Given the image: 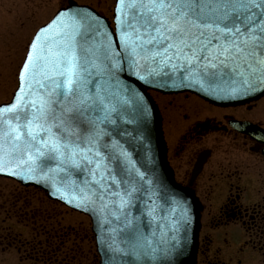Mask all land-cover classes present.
<instances>
[{
    "label": "snow or ice",
    "instance_id": "1",
    "mask_svg": "<svg viewBox=\"0 0 264 264\" xmlns=\"http://www.w3.org/2000/svg\"><path fill=\"white\" fill-rule=\"evenodd\" d=\"M113 20L69 4L33 31L0 103V176L93 216L107 264H174L190 217L136 147L149 108L131 81L264 96V0H115Z\"/></svg>",
    "mask_w": 264,
    "mask_h": 264
},
{
    "label": "rangeland",
    "instance_id": "2",
    "mask_svg": "<svg viewBox=\"0 0 264 264\" xmlns=\"http://www.w3.org/2000/svg\"><path fill=\"white\" fill-rule=\"evenodd\" d=\"M84 1L91 3L92 7L104 14L105 17H110L108 11L112 6V0ZM65 2L66 0H0V103L8 101L15 89V64L22 57L27 40L33 31L47 22L59 7L64 6ZM5 52L11 56L13 63H9L4 58L3 54ZM153 97L160 106L164 117L169 160L171 166L175 169L176 178L179 180L183 172L184 156L189 155L191 150L187 148L185 155H183V136L188 134V126L194 118L203 119L212 115L216 117H212L215 120L222 121L221 117H218L221 114L192 97L183 99L181 96L170 98ZM239 112L241 111L235 112V114ZM258 112L264 116L262 110L258 109ZM181 115H183V119ZM202 139H204L203 147L204 145H210V135L203 136ZM208 167L209 164L205 167V170ZM31 192L21 189L13 182L0 180V229L11 230L15 234L22 236L21 241L28 240L30 242L29 235L32 232L47 230V226L40 224L39 218L42 216V211L50 210L52 215L62 220L57 223L55 228L57 230L63 229L64 232L60 233L61 238L54 240L62 248L58 254L60 260L66 258L69 261V259L73 258L74 262L78 259L82 264H96L94 244L91 242L88 220L57 205L49 204L45 201L42 194L36 190ZM223 194L224 191L217 188L203 192L205 209L203 214L204 231H206L209 218H211L210 215H213L216 203ZM258 194L255 190L247 192V195H250L253 200L258 198ZM262 195L263 192L260 197ZM79 236L80 238L77 239ZM74 239H76V245L78 246L72 244ZM38 241L40 240L38 239ZM69 243H71L70 248L68 247ZM17 251V249L14 250L13 248L10 256H0V260L6 256V263L16 264L21 261V258L24 261L27 258H32L25 257V255L17 253Z\"/></svg>",
    "mask_w": 264,
    "mask_h": 264
},
{
    "label": "flooded vegetation",
    "instance_id": "3",
    "mask_svg": "<svg viewBox=\"0 0 264 264\" xmlns=\"http://www.w3.org/2000/svg\"><path fill=\"white\" fill-rule=\"evenodd\" d=\"M254 108L256 105L243 108L242 115L226 113L223 117L229 119L232 116L237 121L264 129V116L260 112L252 113ZM220 132L209 139L210 145L203 147L202 134L195 128V123L190 126L188 134L183 136V155L187 148L191 150L184 156L181 182L184 186L189 185L195 160L199 152L207 148L210 151L209 167L190 183V188L200 200L204 199L205 191L214 188L225 191L223 200L210 215L216 234L214 242L228 246L235 234L242 233L244 247L236 251L224 248L227 252L219 260L213 253L212 262L208 258L210 254L202 251L200 264H264V199L252 202L246 198V191H264V159L261 156L264 146L227 127ZM235 228L241 231L227 232ZM5 244L6 240H0L2 253L8 249Z\"/></svg>",
    "mask_w": 264,
    "mask_h": 264
},
{
    "label": "water",
    "instance_id": "4",
    "mask_svg": "<svg viewBox=\"0 0 264 264\" xmlns=\"http://www.w3.org/2000/svg\"><path fill=\"white\" fill-rule=\"evenodd\" d=\"M132 83L136 84V86L142 90L141 84L131 81ZM157 86V85H156ZM160 87L161 92H172V91H178L175 87L171 86V82L169 81V84L167 86H157ZM184 89V88H183ZM143 91V90H142ZM145 95V92H143ZM146 102L148 104L149 108V114L147 115L144 124L141 126V131L144 132V139L141 141L142 148L141 152L144 154H147L145 151L146 149L151 151V158L153 160V169L157 170L161 175L162 179L175 186L172 182L171 175L168 172L167 166L165 164V152L162 146L161 142V133H160V122L159 118H157V113L148 98L147 95ZM205 98V97H204ZM214 102H222L224 104H241L244 102H248L250 100L255 99H235V100H221L217 98L208 97ZM145 141H147V144H145ZM152 169V168H150ZM177 191L180 193L181 197L183 199L192 198L187 192L183 191L179 187H176ZM192 206V203H191ZM196 206H194V215L191 214V212H187L188 216L190 217L189 223L186 225V231L182 230V245L180 249L177 251V253L174 256V264H194L195 263V254H196V246H197V233L199 229L198 225V212L195 209ZM104 264H107V256H104Z\"/></svg>",
    "mask_w": 264,
    "mask_h": 264
}]
</instances>
